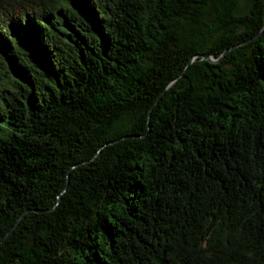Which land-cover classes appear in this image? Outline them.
I'll use <instances>...</instances> for the list:
<instances>
[{
  "label": "trees",
  "instance_id": "16d2710c",
  "mask_svg": "<svg viewBox=\"0 0 264 264\" xmlns=\"http://www.w3.org/2000/svg\"><path fill=\"white\" fill-rule=\"evenodd\" d=\"M0 264H264V0H0Z\"/></svg>",
  "mask_w": 264,
  "mask_h": 264
},
{
  "label": "water",
  "instance_id": "95a60500",
  "mask_svg": "<svg viewBox=\"0 0 264 264\" xmlns=\"http://www.w3.org/2000/svg\"><path fill=\"white\" fill-rule=\"evenodd\" d=\"M204 59L207 60V61H211V62H215L216 61L215 59H212L209 56H204Z\"/></svg>",
  "mask_w": 264,
  "mask_h": 264
}]
</instances>
